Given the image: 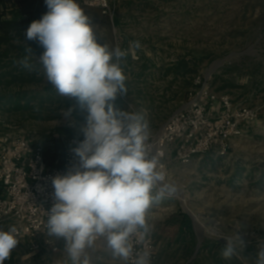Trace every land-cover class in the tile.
Masks as SVG:
<instances>
[{
    "label": "rangeland",
    "instance_id": "1",
    "mask_svg": "<svg viewBox=\"0 0 264 264\" xmlns=\"http://www.w3.org/2000/svg\"><path fill=\"white\" fill-rule=\"evenodd\" d=\"M111 3L116 8L114 18L119 19L114 30L116 47L125 49L120 63L126 62L128 54L137 60L133 69L123 68L125 83L129 84L127 94L118 95L114 107L143 114L150 125V138L189 102L196 88L200 89V82L258 113L246 134L230 142L226 155L200 154L187 164L173 157L167 159L166 182L174 183L177 191L165 196L168 201L161 200L149 210L147 222L154 226L150 232L156 245L150 264H187L168 246L172 229L162 224L172 212L189 216L196 248L198 235L203 237L199 249L204 243H220L214 249L217 261L227 260L221 255L226 240L220 237H232L239 230L245 247H238L232 258L242 264L256 263L258 251L264 248V0ZM11 16V12L5 14L6 18ZM95 30L100 35L104 32L100 27ZM144 64L149 69L139 77ZM28 88L43 91L44 84ZM69 99L72 105L63 109L46 105L42 112L34 107L22 112L0 110V140L8 135H24L42 144L50 159L54 150L55 159L61 158V152L71 142L84 139L81 128L88 114L86 106L75 98ZM68 108L72 113L65 117L62 111ZM9 228L0 225L4 231ZM48 238L58 246L57 252L37 250L28 239L17 238L18 246L4 264H71L62 238ZM88 253L92 264H124L113 258L106 243H96Z\"/></svg>",
    "mask_w": 264,
    "mask_h": 264
},
{
    "label": "clouds",
    "instance_id": "2",
    "mask_svg": "<svg viewBox=\"0 0 264 264\" xmlns=\"http://www.w3.org/2000/svg\"><path fill=\"white\" fill-rule=\"evenodd\" d=\"M48 8L27 28V40L44 49L37 57L47 81L62 97L86 106L84 139L72 150L79 158L64 175L53 178L54 203L48 210L49 236L63 238L71 264H92L89 249L103 238L113 258L124 264H150V251H136L133 237L142 243L149 236V210L177 191L166 182L159 159L150 154L149 122L141 113L114 107L127 94L126 75L120 66L125 53L101 44L89 16L77 0H45ZM32 52L31 48L28 49ZM30 68L28 58L21 61ZM65 117L72 108L62 111ZM16 228L0 229V264L18 246ZM221 250L225 259L245 247L236 231ZM256 264H264V248Z\"/></svg>",
    "mask_w": 264,
    "mask_h": 264
},
{
    "label": "built area",
    "instance_id": "3",
    "mask_svg": "<svg viewBox=\"0 0 264 264\" xmlns=\"http://www.w3.org/2000/svg\"><path fill=\"white\" fill-rule=\"evenodd\" d=\"M82 2L114 19L116 8L111 0ZM200 85L189 102L173 113L148 141L150 154L159 159L166 180L169 157L187 164L200 154L224 156L230 142L243 137L258 119L252 107L211 91L205 82ZM78 142L65 147L61 158L50 159L42 144L24 135H8L0 140V225L15 226L16 237L28 239L37 250L58 251V246L48 238L47 229L48 210L54 203L52 180L79 165V158L72 151ZM138 240L139 234L133 237L135 250H149L151 263L156 253L153 237L149 234L142 243ZM96 243L106 241L101 238Z\"/></svg>",
    "mask_w": 264,
    "mask_h": 264
},
{
    "label": "trees",
    "instance_id": "4",
    "mask_svg": "<svg viewBox=\"0 0 264 264\" xmlns=\"http://www.w3.org/2000/svg\"><path fill=\"white\" fill-rule=\"evenodd\" d=\"M32 1V4H28L29 0H13L11 2L0 0V110L3 112H22L33 107L42 112L47 106L63 109L72 105L69 98L62 97L56 92L43 73L37 57L43 53L44 49L37 41L27 40L25 37L30 24L35 20H40L48 11L45 0H42L44 4L41 7L39 5L40 0ZM77 3L91 19L94 30L95 27H100L104 31L100 35L95 30L99 42L107 44L110 50L116 48L114 30L115 26L119 24V19L114 18L112 20L109 16L102 14L99 8L87 6L82 1ZM28 6V11L24 12L26 16L23 17V14H18V9L24 11ZM15 10L17 11L15 12ZM8 12L12 13L10 18L5 17ZM29 48L32 52L28 50ZM122 51L125 52V49ZM142 57L140 59L144 60ZM25 58H28L30 68H25L22 65L21 61ZM125 61L120 63L122 69H130V67L133 69L137 63L131 54L125 56ZM148 69L147 64L142 65L139 77L145 76ZM194 72V70H190V73ZM40 83L44 84L43 91L36 92V90L28 88L30 85ZM128 85L126 84V86ZM51 156L53 158L57 156L55 150L51 152ZM172 225L168 246L176 254H179V257L185 258L187 264H242L236 257L226 261L218 260L220 263L215 260L214 249L220 243H204L196 253L197 243L193 224L187 214L179 212L174 217ZM205 253L207 254L205 255Z\"/></svg>",
    "mask_w": 264,
    "mask_h": 264
},
{
    "label": "crops",
    "instance_id": "5",
    "mask_svg": "<svg viewBox=\"0 0 264 264\" xmlns=\"http://www.w3.org/2000/svg\"><path fill=\"white\" fill-rule=\"evenodd\" d=\"M29 3L32 4L33 1H32V0H29L28 4H29ZM39 3H40V4H39L40 7L43 6V4H44V2H43L42 0H40ZM30 6H32V5H30ZM28 9H29V6H28L24 11H23V10H20V11L15 10V12L17 11L18 14H23L22 16L24 17V16L26 15V14H24V12H27ZM116 45L118 46V40H116ZM162 200L168 201L167 198H164V199H162ZM165 204H166V202H165ZM176 215H178V214H174V213L172 212L169 216H167V217L165 218L164 223H163L162 225L165 226V228H168V227L170 226L171 229H172V227H173V225H172V221H173V219H174V217H175ZM150 227H151V229L154 228L153 225H151ZM150 234H151V236L153 237V235H152L151 232H150Z\"/></svg>",
    "mask_w": 264,
    "mask_h": 264
},
{
    "label": "water",
    "instance_id": "6",
    "mask_svg": "<svg viewBox=\"0 0 264 264\" xmlns=\"http://www.w3.org/2000/svg\"><path fill=\"white\" fill-rule=\"evenodd\" d=\"M219 63H221V62H219ZM188 214L193 218L194 223L196 225H199L197 220H196V218H195V216L193 214H191L189 211H188ZM202 242H203V237L198 235V247H197L196 253L198 252V249H199L200 245L202 244Z\"/></svg>",
    "mask_w": 264,
    "mask_h": 264
}]
</instances>
